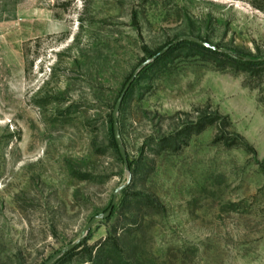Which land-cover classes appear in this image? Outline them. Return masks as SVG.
<instances>
[{
  "label": "rangeland",
  "instance_id": "374dc122",
  "mask_svg": "<svg viewBox=\"0 0 264 264\" xmlns=\"http://www.w3.org/2000/svg\"><path fill=\"white\" fill-rule=\"evenodd\" d=\"M187 38L264 60V0H0V264H264V67Z\"/></svg>",
  "mask_w": 264,
  "mask_h": 264
},
{
  "label": "trees",
  "instance_id": "16d2710c",
  "mask_svg": "<svg viewBox=\"0 0 264 264\" xmlns=\"http://www.w3.org/2000/svg\"><path fill=\"white\" fill-rule=\"evenodd\" d=\"M186 43H190L196 47H199L200 49H202L204 51H207V52H210V53H213L216 55L224 56V57L228 58L229 60H231L232 62H235L238 64L240 63L243 66V68L246 70H252V69L258 70V69L264 67V60H261V61L247 60V61H242V63H241V62H239V60H237L233 56L225 54L223 52H220L219 50H215L212 47L200 45V44L195 43V42H186ZM147 53L154 58L157 57V55H158L157 52L156 53H150L147 51ZM158 58H159V56H158ZM214 124H215L214 120H208L205 123L192 125V127L190 128V135H198V134L202 133L208 126H211ZM217 141L223 142V144L227 147H232L234 145V143H231L228 138L219 139Z\"/></svg>",
  "mask_w": 264,
  "mask_h": 264
},
{
  "label": "water",
  "instance_id": "95a60500",
  "mask_svg": "<svg viewBox=\"0 0 264 264\" xmlns=\"http://www.w3.org/2000/svg\"><path fill=\"white\" fill-rule=\"evenodd\" d=\"M187 40L188 41H193V42H199L198 40H195L193 38H187ZM200 43H202V42H200ZM203 45L207 46L206 44H203ZM133 81H134V78H132L130 80V82L128 83V85L125 87L123 93L121 94V97L119 98L118 103L116 105L115 114H117L119 112V110L121 108V105H122V103H123V101H124V99L126 97V94H127V92H128V90H129V88H130V86H131V84H132ZM115 133H116V137H117V140H118V144H119L120 151H121L122 156H123V158L125 160L126 167H127V169H129L127 155H126L123 147L121 146V144L119 142L118 131H117V126H116V117H115ZM111 213H112V209L109 210V212L105 215V217H109L111 215ZM53 260H55V258L52 259L51 261H49L47 264H50Z\"/></svg>",
  "mask_w": 264,
  "mask_h": 264
},
{
  "label": "crops",
  "instance_id": "0c3cea01",
  "mask_svg": "<svg viewBox=\"0 0 264 264\" xmlns=\"http://www.w3.org/2000/svg\"><path fill=\"white\" fill-rule=\"evenodd\" d=\"M50 18H52V17H50ZM39 35H40V34H38V35H37V36H35V37H39Z\"/></svg>",
  "mask_w": 264,
  "mask_h": 264
}]
</instances>
